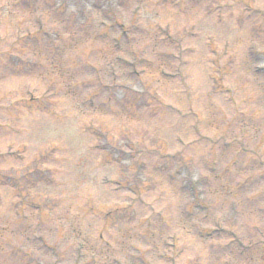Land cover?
I'll return each instance as SVG.
<instances>
[{"label":"rangeland","instance_id":"374dc122","mask_svg":"<svg viewBox=\"0 0 264 264\" xmlns=\"http://www.w3.org/2000/svg\"><path fill=\"white\" fill-rule=\"evenodd\" d=\"M112 1L0 0V264H264V0Z\"/></svg>","mask_w":264,"mask_h":264}]
</instances>
